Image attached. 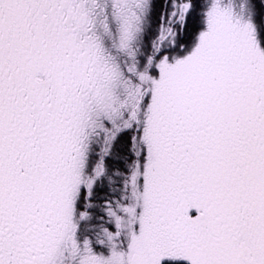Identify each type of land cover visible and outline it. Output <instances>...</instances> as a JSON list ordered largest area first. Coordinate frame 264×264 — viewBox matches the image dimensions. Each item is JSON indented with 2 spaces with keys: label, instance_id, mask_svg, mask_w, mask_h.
I'll list each match as a JSON object with an SVG mask.
<instances>
[{
  "label": "snow or ice",
  "instance_id": "1",
  "mask_svg": "<svg viewBox=\"0 0 264 264\" xmlns=\"http://www.w3.org/2000/svg\"><path fill=\"white\" fill-rule=\"evenodd\" d=\"M0 264H264V0H0Z\"/></svg>",
  "mask_w": 264,
  "mask_h": 264
}]
</instances>
